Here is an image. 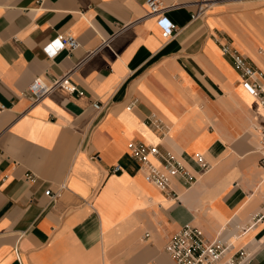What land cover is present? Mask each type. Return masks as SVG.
Segmentation results:
<instances>
[{"label": "crops", "instance_id": "obj_1", "mask_svg": "<svg viewBox=\"0 0 264 264\" xmlns=\"http://www.w3.org/2000/svg\"><path fill=\"white\" fill-rule=\"evenodd\" d=\"M159 1L172 38L145 0H0V264H175L165 246L185 225L264 264V109L221 50L264 86V0L209 3L196 20L210 0ZM65 35L76 50L46 49ZM66 74L74 92L31 102L37 78ZM133 143L172 154L195 182L170 177L172 200L144 180Z\"/></svg>", "mask_w": 264, "mask_h": 264}, {"label": "built area", "instance_id": "obj_2", "mask_svg": "<svg viewBox=\"0 0 264 264\" xmlns=\"http://www.w3.org/2000/svg\"><path fill=\"white\" fill-rule=\"evenodd\" d=\"M222 1L210 0L197 7L195 13L191 15L192 20H196L204 14L209 3ZM146 16L158 15L161 8L159 0H145ZM158 25L162 28L165 35L172 38L176 33V27L162 15H158ZM79 47L78 42L71 35L59 36L54 39L47 47V50L57 53L63 50L71 53ZM222 52L232 61L235 69L240 74V85L243 89L253 97L258 104L264 109V86L257 81L262 74L253 68L246 60V57L240 54L236 49L228 45L221 47ZM64 89L68 93L75 91L74 85L70 82L69 75L66 74L61 78L45 82L37 78L28 88L27 95L31 102L38 103L47 97L55 89ZM95 111H102L103 106L100 103L93 102L91 105ZM148 126L154 129L162 136L165 135L164 128L160 121L153 118L148 119ZM260 160L259 165L264 169V132L260 140ZM130 157L139 164L140 170L143 172L144 180L157 189L167 194L172 200H176L177 196L169 189L170 177H178L184 184L191 186L195 182V178L191 173L178 161L172 154L161 151L156 145H146L143 143H133L129 145ZM152 160L157 163L154 164ZM195 163L198 165L202 173L210 169V165L206 163L199 154L195 155ZM120 171L118 166L111 169V173ZM30 179L29 177H27ZM64 185L56 193L45 191L44 195L51 200L60 197ZM233 244L224 239L216 237L209 240L203 232L192 226H183L176 234H174L165 246V252L175 264H240L247 255L243 252L231 254Z\"/></svg>", "mask_w": 264, "mask_h": 264}, {"label": "rangeland", "instance_id": "obj_3", "mask_svg": "<svg viewBox=\"0 0 264 264\" xmlns=\"http://www.w3.org/2000/svg\"><path fill=\"white\" fill-rule=\"evenodd\" d=\"M258 150H260V146H259V144H258Z\"/></svg>", "mask_w": 264, "mask_h": 264}]
</instances>
